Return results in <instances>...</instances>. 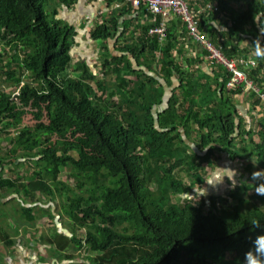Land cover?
<instances>
[{"label":"trees","instance_id":"16d2710c","mask_svg":"<svg viewBox=\"0 0 264 264\" xmlns=\"http://www.w3.org/2000/svg\"><path fill=\"white\" fill-rule=\"evenodd\" d=\"M106 2L114 10L89 29L91 43L105 51L107 78L100 79L89 60L74 63L75 28L57 19L60 6L78 0H0V206L24 202L16 220L0 208L1 242L13 247L21 230H31L51 257L72 260L73 250H86L96 254L89 264H244L251 241L264 235V196L249 194L253 185L245 181L228 197L192 195L222 154L264 169V122L259 129L237 122L233 97L245 85L227 89L231 75L222 68L212 84L190 75L177 42L188 32L178 17L160 42L149 30L162 16L137 10L132 23L136 17L140 39L125 44L133 26L122 22L131 8ZM199 2L206 9L197 13L201 34L229 59L250 57L256 65L246 79L264 92V59L252 47L257 37L264 45V0ZM217 14L227 18L222 32L206 29ZM116 38L124 43L113 54L108 45ZM188 39L203 64L207 53ZM13 86L17 93L6 90ZM7 166L14 178L4 175ZM32 167L31 175L21 172ZM62 170L75 177L74 187L60 180ZM37 195L65 196L57 215L69 221L68 236L56 225L46 236L33 230L40 217H55Z\"/></svg>","mask_w":264,"mask_h":264},{"label":"crops","instance_id":"0c3cea01","mask_svg":"<svg viewBox=\"0 0 264 264\" xmlns=\"http://www.w3.org/2000/svg\"><path fill=\"white\" fill-rule=\"evenodd\" d=\"M194 5H195V10L197 11L198 14H201L206 10L205 8L202 7L199 0L198 1L195 0ZM111 10L114 9L108 8L106 0H78V3L75 4V6L72 8H66L64 6L58 8L57 10L58 17L59 15H65L67 18L64 21L67 22V24H69L70 26H73L77 34L75 38L76 46L72 50L73 58L74 55L75 57L77 55H80V59H82L83 61L89 59H94L96 61V58L100 56V54L102 56V53L104 52V50L102 49L103 43L100 42L96 44L91 43L89 29L94 24H96L97 20H99L101 15L107 16ZM137 12L139 11L131 9L130 14L126 15L124 21L122 22V25H124V23H127L128 27L133 26L131 28L133 32L130 31L126 35L127 40H125V44L127 45L129 44L135 45L140 39L139 38L140 31L136 30L135 28L137 26L136 17H135V21L132 23L134 18L132 13L138 14ZM216 16H217L216 19L211 20L210 26L207 25L206 29H211L212 26H214L216 29H218L219 32H222L225 30L223 24L226 22L227 18H225L223 14H217ZM127 20H130V22ZM148 24H150V20L148 21ZM120 35L121 32L119 34V37ZM131 36H133V38ZM118 40L119 39L116 38V41H111L108 45L111 50V53L113 54L116 52V47L119 44L124 43L123 42L124 39H121L120 41ZM177 42L180 44L179 47L180 51H184V56H185L184 60H188V59L190 60L189 63L185 65V68L190 73V75L193 76L195 79H204L205 77H207L204 80V83L207 81L208 83L212 84L213 83L212 79L215 74L214 71L219 72L220 67L213 66L211 63L207 62L206 58L203 59L204 62L203 64L201 63V61L197 63L196 58L200 55L202 60L203 54L200 50L196 49L197 47L195 46V44H193L190 41V39H188V36H186L185 38H182V35L178 36ZM95 48H97L98 50L97 54L90 53V50H95ZM174 83H175L174 84L175 88L179 86L177 78H175ZM162 84H164L163 81ZM171 91H172L171 89L167 91V94L171 95ZM233 98H234V103L238 109V114L240 116L237 118V122H239L241 118L243 119V124L246 129L250 127L259 129L262 125V122H264V106L262 102L258 99V97L255 96L254 93L248 91L247 89H242L241 92L238 95L234 96ZM255 99L259 100L258 103ZM221 158L222 160L217 161L218 165L214 167V169L218 171L211 169L212 171L207 172L210 174L211 177V179L208 181V185L213 187V189H211L212 187H208L206 189V192L207 194H209V196L213 194L212 193L213 190L216 194L217 190L215 189L218 188L219 185L220 187H223V185L228 187L233 186L229 182L228 177L231 178L234 175V173L229 171L228 169H235L238 172V176L236 177L238 182L236 183V181H233V184H235L234 185L235 188L231 190L237 189L240 185V181L241 182L245 181L246 183L253 184L254 182L251 180V174L254 171L261 170V169H257L256 167L252 168V166L250 167L245 166L246 164H242L240 162H234L229 159V155L227 154H222ZM224 175H227L228 177L225 176L223 178V182H224V183L222 182L223 184L219 183ZM211 180L215 183V186L218 187L215 188L213 184L210 183ZM250 192H254V189ZM20 233H23V230H21ZM15 239L17 240V243H15L14 246L15 251H13L11 254L13 256V260H9L10 262H12L11 264H29L31 260L32 262H34L33 248H27L25 244V240L22 241L20 239H29L33 243H35V240L32 239H37L36 233L29 230L27 235L23 233ZM37 242L39 241H36V243Z\"/></svg>","mask_w":264,"mask_h":264},{"label":"rangeland","instance_id":"374dc122","mask_svg":"<svg viewBox=\"0 0 264 264\" xmlns=\"http://www.w3.org/2000/svg\"><path fill=\"white\" fill-rule=\"evenodd\" d=\"M56 1L59 2V0H56ZM44 9H45V13L47 15V20L50 22L52 20L53 9H52L51 5L49 6L48 4H46V7ZM66 18L67 17L65 15H59V17L57 19H60L63 21V20H66ZM97 51H98L97 48H95V50H90V53L97 54ZM102 54L104 56L105 51ZM74 58H75L74 63L83 61L82 59H80V55H77L76 57L74 55ZM100 58H103L101 56V54H100V56H98L96 58V61L94 59H89L88 66L91 70H93L95 75H99L100 79H103V78H107L104 75V73L106 71V70H104L105 62L103 59L100 60ZM87 61L88 60L83 61V62H87ZM157 69L159 70L158 67H157ZM95 84L96 83H94V85ZM10 85H12V84L10 83ZM6 86L7 85H5V87ZM95 87H96V85H95ZM6 90L8 92L17 93V90L14 86L12 87V89L6 88ZM1 104H3V103H0V105ZM29 122H30V120H29ZM1 146H2V148L5 147V143L2 142V140H0V148H1ZM1 152L2 151L0 150V155H1ZM221 160H222V158L218 159V161H221ZM33 169L34 168L32 167L29 170V172H25V169H21V172L24 173L25 175H28V174L31 175V173H33ZM11 171H12V167H10V166L5 167L4 175H7V177H13L14 178L15 174L13 175V173ZM210 171H212V170H210ZM215 171H218V170H215ZM215 171H213V172H215ZM15 173L17 174V172H15ZM68 174H69L68 171L62 170L59 178L61 181H63V182L66 181L68 184H70L74 187L75 184L77 183V180L75 179V177H70ZM202 175L204 176L205 180H207V183H205L200 188H197V187L194 188L195 190H194V194L192 195V199H194L195 201H198V200L203 199V198L209 199V194L203 195L201 193L203 192V190L206 191V189L208 187H212V186L208 185V181L211 179V177H210V174L207 173L206 171L205 172L202 171ZM210 183L213 184V186L215 188L218 187V186H215V183L212 180L210 181ZM234 185L235 184H233V186H229V187L224 186V185H223V187H220V185H219V187H218L219 189L218 188L215 189V190H217V192H216L217 196L222 195L224 197H228L230 192L234 191V190H231V189L235 188ZM211 189H213V187ZM76 191H77V194H80V192H81L80 190H76ZM212 193H213L212 195H216L214 190L212 191ZM249 194H256V193L255 192H249ZM247 195L248 194L244 193L241 195V197H243L244 199H247V197H248ZM64 198H65V196H62V197L56 196L53 201H52V199L50 201V198L45 196V195H37V199L39 200V202L37 203L38 206L41 208H44V210L50 211L51 213L54 214L55 217L49 218L46 215L40 217L38 222L36 223L37 225H36L35 229H33L34 231L42 232V235L46 236L47 234L54 232L53 230H54V227L56 225L57 229L59 227L58 231L60 230V233L67 234L66 231L70 227L69 221L67 220L66 217H62L60 219V217H58V215H57V213L60 211V201L63 200ZM8 204H9L8 206L3 205V207L0 206V208L4 211H7L6 214L9 215L10 219L16 220L20 216V213L22 212V209L19 206V204L23 205L24 202L21 201V203H20L19 200L11 198ZM231 205H232V203H231ZM221 206L222 205L220 204V208H221ZM224 208L228 209L229 207L225 205ZM1 213L2 212L0 211V214ZM6 214H5V217H6L7 221H5V223H8V222L11 223L10 219L7 218ZM2 220L3 219L0 218V222H2ZM83 233H85V232H83ZM21 234H23V233H19V235H21ZM78 234L81 235V233H79V232H78ZM40 236L41 235L39 234L38 238H40ZM20 240H22V241L25 240V244H26L27 248H33L34 262H32V260H31L29 264H89L91 262L90 258H93L96 256V254H94L93 252H87L86 250H79V251L73 250V254H74L75 258L72 260H66L64 257L54 258V257L50 256L48 249L43 247L41 242L33 243L29 239H20ZM32 240H35V242L39 241V239H32ZM14 241H15V243H17V240H14ZM13 251H15L14 246L9 247V246L5 245L4 243H2L0 240V264H11L12 262H10L9 260H13V256L11 255ZM63 255H65V253H63ZM41 258L43 259V261L44 260L45 261L44 262L41 261L40 260ZM177 264H182V263L177 262Z\"/></svg>","mask_w":264,"mask_h":264},{"label":"built area","instance_id":"2783aa9c","mask_svg":"<svg viewBox=\"0 0 264 264\" xmlns=\"http://www.w3.org/2000/svg\"><path fill=\"white\" fill-rule=\"evenodd\" d=\"M125 4L132 10L144 9L150 14L162 16V22L158 26H153L149 30V37H158L160 42L167 38L169 22L173 17H178L185 24L188 37L196 44L200 45L207 53V61L215 67L224 69L231 75L227 83V89L238 88L242 84L246 89H251L264 106V92L259 91L250 81L246 79L245 72L249 68H254L256 63L249 57L246 59H229L225 56L222 49L214 46L208 39L201 34L199 29L198 14L191 9L193 0H124ZM115 7H119L118 4ZM155 20V19H154Z\"/></svg>","mask_w":264,"mask_h":264},{"label":"clouds","instance_id":"9594fccd","mask_svg":"<svg viewBox=\"0 0 264 264\" xmlns=\"http://www.w3.org/2000/svg\"><path fill=\"white\" fill-rule=\"evenodd\" d=\"M260 35L264 36V28L260 27ZM252 47L254 48L257 56L261 59H264V45L261 44L259 37L253 41ZM228 170L233 172L234 175L231 178H229L227 175H224L219 183L223 182V178L225 176L228 177V180L232 185L233 181H236V183L238 182L236 179L238 172L235 169ZM251 180L254 182L252 184L254 192L257 195L264 196V169L254 171L251 174ZM201 194L207 195V192L203 190ZM251 224L253 228L260 227L259 220H253ZM251 243L252 247H250L249 250L244 253V264H264V235H257L255 239L251 241Z\"/></svg>","mask_w":264,"mask_h":264},{"label":"water","instance_id":"95a60500","mask_svg":"<svg viewBox=\"0 0 264 264\" xmlns=\"http://www.w3.org/2000/svg\"><path fill=\"white\" fill-rule=\"evenodd\" d=\"M66 236H68V234H65Z\"/></svg>","mask_w":264,"mask_h":264}]
</instances>
